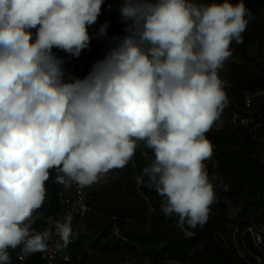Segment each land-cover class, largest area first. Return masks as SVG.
Here are the masks:
<instances>
[{
    "label": "clouds",
    "instance_id": "clouds-1",
    "mask_svg": "<svg viewBox=\"0 0 264 264\" xmlns=\"http://www.w3.org/2000/svg\"><path fill=\"white\" fill-rule=\"evenodd\" d=\"M103 3L0 0V264H11L9 249L47 251L53 228L57 248L71 242L70 214L32 228L53 168L65 188L89 187L142 144L154 159L137 183L147 177L166 217L202 226L216 199L206 133L227 105L219 73L233 42L243 44L250 10L244 0H123L126 34L109 38L106 21L104 59L86 77L66 78L53 49L79 57Z\"/></svg>",
    "mask_w": 264,
    "mask_h": 264
},
{
    "label": "trees",
    "instance_id": "trees-1",
    "mask_svg": "<svg viewBox=\"0 0 264 264\" xmlns=\"http://www.w3.org/2000/svg\"><path fill=\"white\" fill-rule=\"evenodd\" d=\"M244 3L252 18L242 34L243 44H238L245 63H229L231 84L225 86L228 102L224 108L227 113L248 92L264 89V68L258 65L259 69L254 71L248 65L249 49L255 45L264 48V21L261 20L264 0H244ZM261 132L260 137L255 136L248 128L233 127L227 122L223 128L206 133L216 146L211 161L205 163L209 177L211 180L215 175L229 178L230 190L219 196V219L208 216L206 223L194 228L187 223L180 226L179 217L163 214L162 198L147 186V177L144 184L137 183L142 169L154 159L152 149L138 146L134 160L121 169L123 181L119 186L107 187L100 181L91 185L88 191L91 210L77 223L68 264H116L126 257L137 259L135 264H166L168 260L185 264H264V244L259 247L248 234L241 233L249 226L264 224V161L261 160L264 129ZM143 150L148 156L141 155ZM56 176L57 169H50V177L45 182L46 198L32 217L36 230L49 227L48 217L57 219L60 215L63 205L58 195L65 186L56 182ZM227 201L240 207L234 218L230 216ZM113 216L117 217L119 237L114 234ZM235 226L240 229L237 243ZM223 234L229 238L227 241ZM28 264L46 263L36 252L29 255Z\"/></svg>",
    "mask_w": 264,
    "mask_h": 264
},
{
    "label": "built area",
    "instance_id": "built-area-1",
    "mask_svg": "<svg viewBox=\"0 0 264 264\" xmlns=\"http://www.w3.org/2000/svg\"><path fill=\"white\" fill-rule=\"evenodd\" d=\"M53 52L55 55L63 59V64L66 69V78L71 77L73 79H81V66L78 57L70 55L61 49L54 48ZM242 100L243 101L240 102L235 101L231 106L229 113L223 109L219 119L215 121L211 129H221L228 122L233 127L239 126L248 128L255 136H259L262 133L261 131L264 129V89H254L253 91L248 92ZM213 146L215 150V144H213ZM141 155L148 156L145 150L142 151ZM211 159L206 160L205 163L211 161ZM132 160H134V157ZM90 187L91 186L81 188L73 183L70 188H64L59 192L58 197L60 198L63 206L61 207L59 217L55 220L64 222L66 217L69 214L71 215V242L66 247L61 246L57 248V243L59 242L62 245L63 242L60 240V237L55 233V229L53 228L51 238L48 242V250L45 252H38L40 258L44 260L46 264H68L71 261L72 254L70 249L72 244L75 242L77 223L78 221L84 220L88 212L91 210L88 194ZM150 210H152V208ZM113 227L114 234L119 237V228L117 226L116 216H113ZM32 228L36 230L33 225ZM43 230L44 229L36 231ZM239 232V226H236L234 234L236 243L238 241L236 236ZM242 233L243 235L248 234V237H251L255 245L261 247L264 244V224L256 227L249 226L244 229ZM9 252L11 264H28L29 255H23L20 247L16 249H9ZM258 260L261 262V259L258 258ZM136 262L137 259L126 257L125 259L118 260L116 264H135ZM166 264L185 263L176 260H168Z\"/></svg>",
    "mask_w": 264,
    "mask_h": 264
},
{
    "label": "rangeland",
    "instance_id": "rangeland-1",
    "mask_svg": "<svg viewBox=\"0 0 264 264\" xmlns=\"http://www.w3.org/2000/svg\"><path fill=\"white\" fill-rule=\"evenodd\" d=\"M197 3H206L203 0H196ZM262 21H264V18H261ZM232 48V56L225 62L224 67L220 70V77L224 81L225 86H229L231 83V70L229 67V63L232 61L239 62L240 64H244L245 61L241 59L240 53L238 51V44L233 42L231 45ZM249 61L248 65L254 70L257 71L259 69L258 65L262 66L264 68V48H261L258 45L252 46L249 51ZM263 142V140L261 141ZM261 160L264 161V143L261 145ZM123 181V173L121 169H113L110 170L107 174L103 175L100 179V182H103L107 187H115L116 185L119 186V182ZM214 187H215V193H216V199L214 203L210 207L209 212V219L215 218L219 219L220 217V211H219V204L220 201L219 196L221 194H226L230 190V180L229 178L223 177L221 175H215L212 180ZM226 201V199H225ZM224 201V202H225ZM228 207H230V216L232 218L236 217L239 211V205L233 204L232 202H228ZM33 213V217L36 216V214ZM224 239L227 241L229 238L226 237V235L223 236ZM100 262V260H99Z\"/></svg>",
    "mask_w": 264,
    "mask_h": 264
},
{
    "label": "crops",
    "instance_id": "crops-1",
    "mask_svg": "<svg viewBox=\"0 0 264 264\" xmlns=\"http://www.w3.org/2000/svg\"><path fill=\"white\" fill-rule=\"evenodd\" d=\"M122 3L123 0H105L96 23L88 27V32L91 36L90 45L82 50L78 57L81 64L83 78L90 73L92 66L97 61L104 59L110 49V39L102 38L98 35L101 25H103L106 21H110L107 29L109 38L114 35L124 36L126 34V24L120 13ZM32 31L35 33L36 29H32ZM62 67L65 72V65L63 64Z\"/></svg>",
    "mask_w": 264,
    "mask_h": 264
}]
</instances>
